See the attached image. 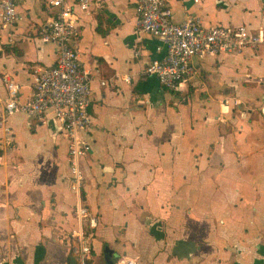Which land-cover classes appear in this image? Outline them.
I'll return each instance as SVG.
<instances>
[{"label": "crops", "instance_id": "crops-1", "mask_svg": "<svg viewBox=\"0 0 264 264\" xmlns=\"http://www.w3.org/2000/svg\"><path fill=\"white\" fill-rule=\"evenodd\" d=\"M175 21L264 30V0H167ZM21 19L0 20V264H71L80 228L69 142L52 112L6 115L7 79L32 92L57 47L39 28L48 0H24ZM71 40L94 76L91 144L81 159L83 221L93 264H264V45L195 58L180 90L146 65L159 41L138 32L134 0H91L77 8ZM129 76V81L125 77ZM107 84L102 85L101 81ZM78 264V261L77 263Z\"/></svg>", "mask_w": 264, "mask_h": 264}, {"label": "built area", "instance_id": "built-area-1", "mask_svg": "<svg viewBox=\"0 0 264 264\" xmlns=\"http://www.w3.org/2000/svg\"><path fill=\"white\" fill-rule=\"evenodd\" d=\"M24 0H0V20L6 26L17 24L18 10ZM138 14V32L149 34L159 41L157 50L161 57L152 59L145 67L144 75H154L168 90L177 91L186 85L195 72L193 60L216 56L224 52H241L248 47L264 45V30L252 32L246 25L236 27L212 25L205 27L200 17H185L175 21L167 0H134ZM51 17L38 33L47 42L56 45L58 55L53 66L40 68L34 76L31 94L21 100V86L13 79L6 80L8 97L6 115L22 111L30 118H42L52 112L63 135L69 142V166L71 187L78 196L76 215L80 228L74 233V243L69 244L78 264H93L92 248L83 231V221L88 218L92 228L97 217L92 216L83 204L82 188L85 179L81 159L91 149L83 138L92 124V88L94 74L80 61V53L71 40L79 34L77 8L87 11L91 0H48ZM126 76L125 80L129 81ZM107 84L106 80L101 81ZM3 121L1 120L0 123ZM114 264H137L133 258L117 259Z\"/></svg>", "mask_w": 264, "mask_h": 264}, {"label": "water", "instance_id": "water-1", "mask_svg": "<svg viewBox=\"0 0 264 264\" xmlns=\"http://www.w3.org/2000/svg\"><path fill=\"white\" fill-rule=\"evenodd\" d=\"M104 255H105V263L106 264H114L115 261H114V252L113 250L109 247V246H106L105 249H104ZM77 263V258L76 257H72L71 258V264H76Z\"/></svg>", "mask_w": 264, "mask_h": 264}, {"label": "trees", "instance_id": "trees-1", "mask_svg": "<svg viewBox=\"0 0 264 264\" xmlns=\"http://www.w3.org/2000/svg\"><path fill=\"white\" fill-rule=\"evenodd\" d=\"M72 256L74 255L72 252L70 253ZM75 256V255H74Z\"/></svg>", "mask_w": 264, "mask_h": 264}]
</instances>
